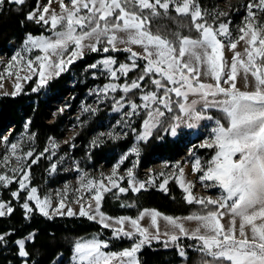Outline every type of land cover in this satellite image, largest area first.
I'll return each instance as SVG.
<instances>
[{
  "label": "snow or ice",
  "instance_id": "1",
  "mask_svg": "<svg viewBox=\"0 0 264 264\" xmlns=\"http://www.w3.org/2000/svg\"><path fill=\"white\" fill-rule=\"evenodd\" d=\"M10 2L23 5L26 0ZM52 2L47 0L42 7L37 3L27 14L26 19L43 25L45 31L27 34L23 47L11 55L7 69L22 64L31 73L23 79L38 77L37 87L33 89L38 91L83 59L85 50L103 54L125 52L128 54L125 62H118L115 55H102L85 66L93 79L104 76L108 81L92 92L100 103L111 98L113 110L127 118L125 127H131L129 121L143 113V131L132 128L139 142H147L159 129L177 136L183 124L194 128L201 122L211 121L210 135L199 147L215 148L214 155L205 160L190 153L189 162L194 172L203 173L198 177L201 186L214 192L217 198L194 196L193 182L180 179L179 186L186 194L185 203L198 206L195 212L183 218L162 214L156 209H142L135 218L112 217L102 210L104 193L117 189L121 194L129 191L138 194L147 190V185L156 183L151 174L147 181H140L133 169H127L130 187L119 186L113 179L115 171L100 180L81 177L84 181L81 187H86L92 195L87 206L81 203L83 197L76 200L80 204L79 216L97 222L103 229L110 230L111 235L103 239L100 233H95L75 240L71 264H140L138 254L153 241L173 248L182 260H191L189 253L194 251L200 257L198 264H264V21L257 18L258 12L264 13V0H253L246 5L243 26L236 29L235 35L230 31L231 20L219 19L228 14L210 13L202 8L200 0H68L67 4L59 0V13L49 11ZM4 3L5 0H0V6ZM162 18L175 21V30L158 26L156 21ZM241 41L245 44L243 53L236 51ZM134 46L141 51H134ZM225 49L233 52L230 62L225 58ZM34 52L37 54L32 55ZM137 69L139 75L129 81V73ZM241 73L245 89L252 90L237 87ZM121 78L123 83H120ZM17 79H20L18 74ZM15 89L20 91L21 85L17 83ZM118 91L122 94L117 98ZM136 92L139 103L133 99ZM85 111L97 109L86 107ZM213 111L218 115H212ZM107 135L118 138L112 132ZM0 139L8 142L7 136ZM97 143L93 141L94 145ZM7 146L11 149L10 155L15 156L18 144L12 142ZM44 152L36 154L32 164L37 163ZM130 154L138 156L139 148L133 146ZM24 156L32 158L34 153L28 150ZM127 158L123 156L116 169ZM8 160L9 155H4L3 161ZM17 160L21 167L10 168L11 175L0 174V186L8 187L15 180L18 189L11 192V196L19 200L22 192L26 194L22 208L32 212L27 201H35V209L49 216L50 195L41 198L36 187L29 188L31 164L25 167L20 156ZM56 168L53 164L52 171ZM177 168L182 178L184 169L179 165ZM76 170L80 171L78 167ZM124 179L119 177L120 181ZM168 183V179H164L159 188L167 191ZM65 207L61 198L53 211L64 215L61 209ZM13 211L10 202H0V217ZM66 214L77 213L69 208ZM146 216L150 217L155 232L141 226ZM161 217L171 231L160 232L158 218ZM225 217L227 221L222 223ZM184 221H195L197 227L188 229ZM125 223L131 230L125 229ZM162 236L166 239H161ZM4 240L5 235L0 234V242ZM113 240H129L131 244L112 250ZM184 240L193 243L185 245ZM15 243L21 257L30 255L25 239Z\"/></svg>",
  "mask_w": 264,
  "mask_h": 264
},
{
  "label": "trees",
  "instance_id": "2",
  "mask_svg": "<svg viewBox=\"0 0 264 264\" xmlns=\"http://www.w3.org/2000/svg\"><path fill=\"white\" fill-rule=\"evenodd\" d=\"M40 0H26L23 5L13 4L10 0L0 6V50L9 49V44L16 39L22 42L27 34L37 35L45 31L44 26L26 19L27 14L32 11ZM208 11V7H204ZM175 15V13H172ZM162 29L175 30L176 22L162 18L156 21ZM47 34V33H45ZM186 34V33H185ZM102 55H115L119 62H125L127 53H91L86 52L83 59L77 60L70 69L61 74L58 78H53L50 82L33 91L37 87V76L33 77L17 94L0 95V135L13 128L12 135L23 131L25 124L30 123V135L36 149V153L43 151L47 141L52 136L63 134L64 119L60 114L56 120L48 119L49 109L53 103L62 100L66 96L76 94L77 98L82 96L91 85H104L107 79L98 76L93 79L90 71H85V66L93 63ZM141 67L143 65L141 64ZM83 73L76 83L71 81L76 73ZM139 75V69L130 72L128 79H135ZM123 82V78L121 81ZM119 91L116 95L119 97ZM132 95V94H130ZM139 93L133 95V99L139 101ZM75 101H78L75 100ZM112 104V103H111ZM113 108V104L108 107ZM212 115H218L212 112ZM143 113L137 123V130L142 128ZM165 124V128H167ZM135 133H131L127 138L120 141L119 146L126 148L133 140ZM107 151L108 149L102 148ZM95 151V156H100L104 151ZM141 162H147L156 155H164L174 158L183 153L184 147L180 140L172 138L164 129L157 130L153 137L147 142H141ZM201 153L206 152L210 157L215 153V148H200ZM49 168V162L44 158L39 163L32 165L35 182L44 191V177ZM18 189L15 183L10 187L3 188V198L10 201L14 211L0 217V234L5 235V240L0 242V264H59L57 258L63 256L64 259L72 257L73 244L78 238L89 236L93 233H100L103 239L110 237V230L103 229L97 222L90 221L86 217L79 215H49L44 216L38 210L26 212L22 208L24 198L16 200L11 196V192ZM185 193L176 181L169 183V191L165 192L159 188H147L140 193L129 191L126 194H119L117 189L106 192L103 200V210L110 215H130L136 217L138 212L146 208H156L161 212L172 216H186L195 212L198 206L185 203ZM135 204L136 207H122V205ZM34 239H28L25 248L29 252L28 257L19 255V246L15 241L25 238L32 234ZM183 244L193 243L184 240ZM131 241L122 240L112 241V250H119L129 247ZM140 264H198L200 257L195 252H190L191 260H182L176 251L169 247L165 248L162 244L152 242L146 245L138 254Z\"/></svg>",
  "mask_w": 264,
  "mask_h": 264
},
{
  "label": "rangeland",
  "instance_id": "3",
  "mask_svg": "<svg viewBox=\"0 0 264 264\" xmlns=\"http://www.w3.org/2000/svg\"><path fill=\"white\" fill-rule=\"evenodd\" d=\"M250 2H253V0H200L202 8L204 9V7H208V11L210 13L219 14L220 12H224L228 14L227 16L221 15L219 19L221 21H227L228 19L231 20L230 31H232L234 35L236 34V29L238 27L243 26V18L246 15V5H248ZM256 2H258V0H256ZM46 3L47 0L39 1L41 7ZM65 3L67 4L68 0H65ZM53 10H55L57 13L60 12L59 0H53L49 11L51 12ZM253 10L258 11L255 8ZM257 18L261 21H264V13L258 12ZM24 40L22 42H19L14 39L9 44L8 50H0V95L17 94L30 81L23 79L24 77L31 75V73L26 67H23L22 64L14 65L11 69L6 68V65L9 62L11 55H13L16 51L20 50L23 47ZM118 47L123 48L125 46L118 45ZM244 48L245 44L243 41H241L237 45L236 51H240L241 53H243ZM133 50L136 52L141 51L138 46H134ZM86 52L88 51L85 50V53ZM35 54L37 53L34 52L32 55ZM232 56L233 52L225 49V58L229 62L231 61ZM17 74L19 75L20 79H17ZM80 77H83V73L79 72L74 74L71 84L76 83V81ZM241 77L242 73L238 75L236 81L237 87L240 90H252L251 88L245 89L244 81ZM251 79L252 78L249 77V80ZM17 83L21 85V89L18 92L15 89V85ZM97 86L103 85L93 84L79 98H77V95L74 93L70 96L64 97L60 101L54 102L52 108L49 109L48 119L50 121L56 120V116L58 114L61 115L64 121L62 125L63 134L60 136H52L48 139L46 147L44 148V150L48 149V151H41L44 152V155L41 156V158L37 162L39 163L42 158L49 162L48 172L44 177V191H42L40 186L36 184L35 174H33L32 170V159L35 158V155L37 153L32 141V136L30 135L29 121L25 124L23 131L19 132L14 136L12 135V127H10L9 130H7L5 133L0 135V138L4 136L8 137V142H5L0 139V174L8 173L9 175H11V173L9 172L10 168L18 169L21 167V163L18 162L17 156L23 158L25 167L28 164H31V183L29 184V188L36 187L38 190L37 195L41 198H43L45 195H50L52 203V208L49 209L50 215H60L53 211V209L58 206L61 198L64 199L66 205L65 208L61 209V211L65 213L64 215H67L66 213L69 208H71L75 213H77L76 215H79L78 213L80 210V204L76 203V200L80 197H83L81 203L87 206V203L89 202V197L92 195V192H90L86 187H81L82 183H84L81 177H85V180H100L101 178H107L109 176H112V173L115 171L116 176H114L113 179L117 181L119 186L130 187L127 183V169H133L137 180L140 181H147L149 179L150 174L155 176L156 183L147 185V188H159V185L163 183L164 179H168L169 183L172 181H176L179 185V180L183 179L185 182H193L194 187L192 188V192L194 196L198 198H207L209 196H211L212 199L217 198L214 192H210L209 190L201 186L198 177L201 176L203 173L194 172L193 164L189 162L192 159L190 153H194L195 155L201 157L202 160L211 157H207L206 152L201 153L199 151V149L202 148L199 147V145L204 139H206L210 135L209 128L213 126V123L211 121L201 122V124H198L194 128H188L186 124H183L181 125V129L178 130L179 134L177 136H172L170 132L165 131L172 138L181 141L184 147L183 153L174 158L164 155H156L150 161L141 162L139 159L140 154L138 156L135 154H130L131 148L133 146H137L139 150H141V142L137 141L136 139L137 133L132 131V128L138 129L136 125L140 117H133L129 121L131 127H125L124 120L127 118L123 117L122 112H116L113 110L114 104L111 98L105 100L103 103H100L99 98L96 95L92 94V92L96 89ZM77 99L78 101H75ZM190 99H192V97H190ZM136 102L139 103L140 101ZM111 103L113 104V108L109 109L108 107L112 105ZM86 107L97 109V111H85ZM60 109H63V111H60ZM204 124H207L208 127H204ZM139 131L142 132L143 129L141 128ZM109 132L117 134L118 138H110L107 135ZM131 133H135L133 140L126 148H121V146H119L118 144H120V141L127 138ZM93 141H98V143L94 145ZM12 142L18 144L17 154L15 156L10 155L11 149L7 146ZM72 145H74V147ZM102 148H106L108 150L104 151L102 150ZM28 150L33 151L34 156L32 158L24 156V153ZM100 150L104 151V153L100 156L97 157L93 154L95 151ZM53 153L55 154L53 155ZM6 154L9 155V160L7 162H4L3 156ZM125 155H127L128 158L123 161L119 169H116L115 166ZM53 164L57 165L55 171H52ZM177 165L184 169V176L182 178L179 177V169L177 168ZM77 167L80 169V171L76 170ZM160 173H164V175L160 176ZM121 176L125 177L123 181L119 180V177ZM16 179H19V176H17ZM13 183H15L18 187V184L15 182V180ZM169 183L166 186L167 191L165 192L169 191ZM105 184H108L107 179H105ZM108 186L111 187V185ZM8 187H10V185ZM3 188L6 187L0 186V202H10L3 198ZM25 195L26 194L24 192L21 193L20 199L24 198V201L22 203L25 202ZM27 202L29 203L30 207L34 209L35 201ZM91 203L93 207H95V201L93 200L91 201ZM10 206L12 207L11 202ZM158 211L162 214H165L160 210ZM111 216L119 217L124 215ZM186 216L173 217L183 218ZM226 221L227 217L222 220V223H225ZM184 223L185 227L188 229H194L197 227V223L195 221H184ZM237 223L239 224V221H237ZM158 224L161 233L165 231H171V229L167 227L166 221H164L162 217L158 218ZM141 226L148 227L150 231L155 232V228L151 226L150 217L148 216H146L141 221ZM124 227L126 230H131L128 223H125ZM91 235L85 237H90ZM30 236H33V233L22 239H25V241H27ZM161 239H166V237L162 236ZM56 262L59 264H71V257L69 259H64L63 256H60L59 258H57Z\"/></svg>",
  "mask_w": 264,
  "mask_h": 264
}]
</instances>
